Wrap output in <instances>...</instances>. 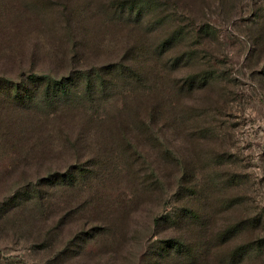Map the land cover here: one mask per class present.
<instances>
[{
    "label": "trees",
    "instance_id": "trees-1",
    "mask_svg": "<svg viewBox=\"0 0 264 264\" xmlns=\"http://www.w3.org/2000/svg\"><path fill=\"white\" fill-rule=\"evenodd\" d=\"M59 9L62 12L54 19L66 25L63 33L71 50L49 53L45 70L31 67L18 77L0 75V153L14 156L17 171L36 176V182L19 185L7 197L0 214L19 210L24 227L38 232L36 249L62 264L109 233L114 244L126 248L132 223L122 222L121 230L116 223L76 230V221L88 210L83 208L79 217L70 203L62 207L56 193L73 191L80 198L75 195L72 201L82 200L94 184L111 177L121 184L125 173L137 191L130 195L121 191L110 202V214L114 220L135 219L147 197L152 201L163 196L158 155L164 136L190 121L180 111L178 97L194 94L214 74L191 71L186 78L179 77L183 67L191 68L198 59L192 48L179 45L194 29L172 8L168 12L161 0H0V34L9 36L4 28L30 18L34 10L54 14ZM91 11L101 35L97 45L91 44L93 34L85 24ZM203 33L212 31L203 27L197 35ZM103 47L110 49L101 53ZM148 144L157 150L154 160ZM163 155L179 162L169 148ZM195 179L179 180V206L154 216L155 226L172 231L147 249L149 264H239L260 253L264 243L259 241L228 247L244 222L212 237L209 197H202ZM213 185L215 189L220 184ZM141 193L144 197L139 198ZM86 202L84 207L92 201Z\"/></svg>",
    "mask_w": 264,
    "mask_h": 264
},
{
    "label": "rangeland",
    "instance_id": "rangeland-1",
    "mask_svg": "<svg viewBox=\"0 0 264 264\" xmlns=\"http://www.w3.org/2000/svg\"><path fill=\"white\" fill-rule=\"evenodd\" d=\"M161 2L168 12L172 8L183 24L190 23L194 29L192 36L179 45L192 48L198 59L191 68L183 67L179 77L184 79L193 71L214 74V78L194 94L178 97L180 111L190 121L186 125L180 123L176 133L164 136L158 155L162 159H158V164L163 168L160 173L163 196L152 201L153 197H147L148 202L142 204L144 210L140 208L142 211L136 213L135 219L130 221L121 216L120 220H114L110 214V202L121 191L127 195L137 191L125 173L120 177L121 184L116 176L111 177L94 184L83 193L82 200L72 201L75 195L80 198L73 191L56 193L62 197V207L70 203L78 216L83 208L88 210L85 217L79 216L81 220L74 225L76 230L98 229L113 223L121 230L122 222L132 223L126 248L114 244L109 233L62 264H149L147 249L172 231L155 226L153 218L179 206L176 191L184 176L197 177L193 184H199L203 198L209 197L213 238L216 231L244 222L242 232L228 242L230 250L248 241L264 243V0ZM60 11L53 14L51 10H34L30 18L4 28L2 32L9 36L0 34V75L18 77L31 67L45 70L50 66L45 61L49 53L71 50L64 38L66 25L54 19ZM93 14L94 11L89 13L85 24L93 34L91 44L97 45L101 35L96 20L91 19ZM203 27L212 33L197 35ZM108 49L103 47L101 53ZM167 148L181 165L164 157ZM147 149L150 159L157 158V150L153 151L149 144ZM12 158L0 153V208L19 185L31 183L30 180L36 182L35 173L17 171ZM213 182L220 185L214 189ZM142 196L144 193L138 197ZM53 201H57L55 196ZM86 201H92L90 206L84 207ZM23 223L19 210L14 209L6 216L0 214V264H57L52 255L36 249L40 243L38 232ZM252 254L239 264H264V247L260 253Z\"/></svg>",
    "mask_w": 264,
    "mask_h": 264
}]
</instances>
